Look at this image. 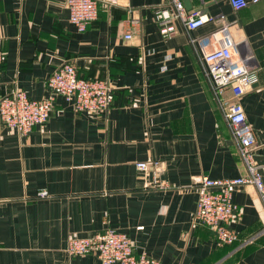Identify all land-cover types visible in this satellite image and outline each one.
Here are the masks:
<instances>
[{
  "label": "crops",
  "instance_id": "1",
  "mask_svg": "<svg viewBox=\"0 0 264 264\" xmlns=\"http://www.w3.org/2000/svg\"><path fill=\"white\" fill-rule=\"evenodd\" d=\"M165 3L100 2L97 19L79 32L64 0H0V98L17 89L45 98L48 76L66 61L79 76L114 87L99 116L58 96L46 123L29 134L0 125V264H102L92 254L70 256L66 247L73 236L107 227L162 264H264V206L254 185L233 194L238 241L219 247L212 229L193 222L194 177L233 178L246 169L198 58L219 23L194 30L176 23L162 37L153 14ZM190 4L223 15L252 55L257 83L238 101L264 177V0L240 10L228 0ZM137 161L162 162L159 175L170 188H144L154 173L143 178ZM41 190L48 195L36 197Z\"/></svg>",
  "mask_w": 264,
  "mask_h": 264
},
{
  "label": "built area",
  "instance_id": "2",
  "mask_svg": "<svg viewBox=\"0 0 264 264\" xmlns=\"http://www.w3.org/2000/svg\"><path fill=\"white\" fill-rule=\"evenodd\" d=\"M259 0H228L234 10L247 7ZM117 5L118 0H64L68 20L79 32L98 17L99 3ZM154 20L162 37H169L176 31V23L187 30H194L211 20L218 28L210 35L209 44L199 46V63L204 77L210 84L232 138L238 146L239 156L245 165L246 174L233 178H211L207 175L194 177L197 203L193 222L205 225L215 233L216 245L221 247L238 241V234L231 226L237 217L239 207L233 199L234 192L241 186H255L264 206V177L254 159L255 139L251 125L245 117L238 99L257 83L256 67L251 63L252 55L243 44L235 41L228 30L223 15L212 17L199 8L187 9L184 0H166L154 10ZM132 37L131 30L124 35ZM192 43L194 39H190ZM4 52L0 48V68ZM48 95L32 99L21 89L0 98V125L27 135L35 126L42 127L48 120L56 97L70 102L77 112L99 116L113 102L114 87L105 79L84 78L78 75L75 65L62 63L46 80ZM229 93L230 100L223 102V95ZM135 168L143 178L152 171L153 181L144 188L168 189L170 183L160 178L162 162L137 161ZM47 191H38L36 197L44 198ZM141 228V227H139ZM66 251L70 256L92 254L102 264H162L144 251L137 252L130 237L113 227L91 236H73Z\"/></svg>",
  "mask_w": 264,
  "mask_h": 264
},
{
  "label": "water",
  "instance_id": "3",
  "mask_svg": "<svg viewBox=\"0 0 264 264\" xmlns=\"http://www.w3.org/2000/svg\"><path fill=\"white\" fill-rule=\"evenodd\" d=\"M184 4H185L187 9L191 8L190 0H184Z\"/></svg>",
  "mask_w": 264,
  "mask_h": 264
}]
</instances>
